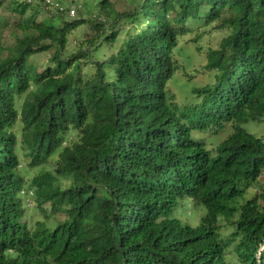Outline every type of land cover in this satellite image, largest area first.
I'll use <instances>...</instances> for the list:
<instances>
[{
    "label": "trees",
    "instance_id": "1",
    "mask_svg": "<svg viewBox=\"0 0 264 264\" xmlns=\"http://www.w3.org/2000/svg\"><path fill=\"white\" fill-rule=\"evenodd\" d=\"M129 2L97 3L101 23L0 0V264H264V141L244 128L264 122V0ZM84 25L94 34L70 53ZM194 28L227 35L182 106L169 83ZM227 127L211 147L204 135ZM18 133L31 168L58 156L56 175L27 188ZM32 204L45 221L28 218Z\"/></svg>",
    "mask_w": 264,
    "mask_h": 264
},
{
    "label": "rangeland",
    "instance_id": "2",
    "mask_svg": "<svg viewBox=\"0 0 264 264\" xmlns=\"http://www.w3.org/2000/svg\"><path fill=\"white\" fill-rule=\"evenodd\" d=\"M35 8L38 9L41 15L39 20H42L50 11L45 10L42 7L40 0H32ZM58 2L65 9H70V11L75 8L76 15L70 19L72 21H78L80 19L86 20H97L98 22H105L107 20L106 14L101 12L96 8L97 3L102 0H53ZM113 8L118 13L130 12L133 7L129 0H110ZM8 6V5H6ZM8 10V9H6ZM5 17L10 20V22L15 24L16 17L10 13H5ZM196 29L189 31V33L183 37L180 41V45L177 51L176 59L178 61V70L174 79L169 83V90L175 94L177 101L182 106L190 104L192 101L191 92L195 87H201L210 82V75L208 72H203L202 67L207 64V52L209 50L218 49L222 39L227 35L224 31H217L212 28L207 29ZM94 34L89 25H84L71 32L69 35V42L67 49L70 53L78 52L81 44L88 38V36ZM5 47L10 49L17 44V40L22 37L21 33L17 30L7 31L3 34ZM9 56L8 51L5 52L4 57ZM48 58L47 55H41L36 58L39 63L45 62ZM244 128L255 137L264 141V122L262 123H249L244 125ZM233 132L231 127L221 132L219 135L207 134L204 138L207 139V143L211 147H216L221 141L226 139ZM25 138L22 133H18V154L20 159V171L21 176H23L24 181L27 184V188L32 184L33 180L38 178L42 173L46 172L51 175L56 173L58 156L50 159L49 163L43 166L31 168L32 158L30 157L28 148L25 147ZM56 175V174H55ZM264 182V178L262 179ZM61 189H65L68 182L61 179L60 180ZM255 194L257 190L251 191ZM49 208V206L47 207ZM29 219H34L35 221H45V216L37 208V204L32 205V208L28 211ZM205 211L201 208L193 210L190 214L182 216L183 221L192 226L197 227L200 224L201 218L204 216ZM51 220L50 225L54 221ZM57 222L63 221L61 215H57ZM34 221V222H35ZM221 224L224 226L223 235L228 237L231 234V230L225 227L223 219H221Z\"/></svg>",
    "mask_w": 264,
    "mask_h": 264
},
{
    "label": "built area",
    "instance_id": "3",
    "mask_svg": "<svg viewBox=\"0 0 264 264\" xmlns=\"http://www.w3.org/2000/svg\"><path fill=\"white\" fill-rule=\"evenodd\" d=\"M32 1L31 0H29V3H31ZM44 4H45V6H46V9L48 10V11H59V12H67V10H68V13H69V15H68V17L70 18H73V17H75V15H76V10H75V8H73L71 11H70V9H65L63 6H61L59 3H55L54 1H52V0H44ZM32 205H34V204H32ZM31 205V206H32Z\"/></svg>",
    "mask_w": 264,
    "mask_h": 264
},
{
    "label": "clouds",
    "instance_id": "4",
    "mask_svg": "<svg viewBox=\"0 0 264 264\" xmlns=\"http://www.w3.org/2000/svg\"><path fill=\"white\" fill-rule=\"evenodd\" d=\"M61 5V4H60Z\"/></svg>",
    "mask_w": 264,
    "mask_h": 264
}]
</instances>
